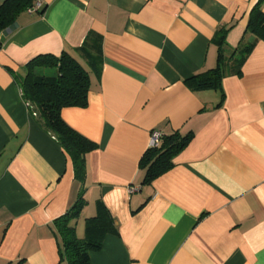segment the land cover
I'll return each mask as SVG.
<instances>
[{
	"label": "crops",
	"instance_id": "0c3cea01",
	"mask_svg": "<svg viewBox=\"0 0 264 264\" xmlns=\"http://www.w3.org/2000/svg\"><path fill=\"white\" fill-rule=\"evenodd\" d=\"M44 1L0 33V264H68L54 222L81 194L77 236L101 226L92 264H264V42L247 31L259 0ZM222 28L227 56L255 47L240 76L198 89L186 80L217 67ZM64 51L91 79L88 106L62 111L98 145L84 182L16 79ZM154 131L194 137L143 184Z\"/></svg>",
	"mask_w": 264,
	"mask_h": 264
},
{
	"label": "trees",
	"instance_id": "16d2710c",
	"mask_svg": "<svg viewBox=\"0 0 264 264\" xmlns=\"http://www.w3.org/2000/svg\"><path fill=\"white\" fill-rule=\"evenodd\" d=\"M263 1L259 0L251 10L247 31L256 41L264 42ZM36 2L38 0H5L0 4V33L12 27L27 11L43 14L47 3H44L41 9L34 10ZM228 30L222 28L217 35L219 47L217 67L189 78L186 80L187 83L194 84L198 89L221 90L223 79L230 75L231 71L238 76L242 74V67L255 43L244 44L227 56L224 42ZM51 70H55L54 73H46ZM16 79L30 111L71 157L76 179L84 182L85 157L96 150L98 145L69 126L62 118V111L65 108L88 106L91 89L89 72L76 57L64 51L60 57L44 55L35 58L27 65L26 75L17 76ZM193 137V133L182 135L180 132L162 135L160 146L149 148L141 160V167L145 171L143 184H151L171 170L175 165V158L188 147ZM84 201L81 194L75 205L54 222L56 231L62 239L60 257L68 264H92L90 254L100 250L102 246L101 237L95 235L101 226L98 224L99 229L96 223H93L98 218L89 222L94 236L91 234L82 239L76 234L75 224L85 204ZM102 232L104 233V229Z\"/></svg>",
	"mask_w": 264,
	"mask_h": 264
},
{
	"label": "built area",
	"instance_id": "2783aa9c",
	"mask_svg": "<svg viewBox=\"0 0 264 264\" xmlns=\"http://www.w3.org/2000/svg\"><path fill=\"white\" fill-rule=\"evenodd\" d=\"M45 1L44 0H39L35 7H34V10H39L43 7ZM161 140H162V134L158 131H154L152 133V136H151V144H150V147L151 148H155V147H159L160 144H161ZM135 190V188H132L130 189V192H133Z\"/></svg>",
	"mask_w": 264,
	"mask_h": 264
},
{
	"label": "rangeland",
	"instance_id": "374dc122",
	"mask_svg": "<svg viewBox=\"0 0 264 264\" xmlns=\"http://www.w3.org/2000/svg\"><path fill=\"white\" fill-rule=\"evenodd\" d=\"M54 71H55V70H53V71H46V73H48V74H52V73H54Z\"/></svg>",
	"mask_w": 264,
	"mask_h": 264
}]
</instances>
